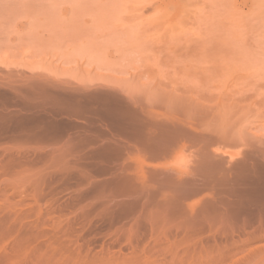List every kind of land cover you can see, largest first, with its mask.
<instances>
[{
	"label": "rangeland",
	"instance_id": "374dc122",
	"mask_svg": "<svg viewBox=\"0 0 264 264\" xmlns=\"http://www.w3.org/2000/svg\"><path fill=\"white\" fill-rule=\"evenodd\" d=\"M0 264H264V0H0Z\"/></svg>",
	"mask_w": 264,
	"mask_h": 264
},
{
	"label": "bare ground",
	"instance_id": "6f19581e",
	"mask_svg": "<svg viewBox=\"0 0 264 264\" xmlns=\"http://www.w3.org/2000/svg\"><path fill=\"white\" fill-rule=\"evenodd\" d=\"M63 112V111H62ZM212 155V154H211ZM201 160H203V159H201ZM220 161V160H219ZM228 162V161H227ZM230 162V161H229ZM228 162V163H229ZM226 163V162H225ZM232 164V163H231ZM218 165V164H217ZM220 165V164H219ZM222 165V164H221ZM227 166V165H226ZM231 166V165H230ZM214 168V167H213ZM218 168H219V166H218ZM230 168V167H229ZM248 168V167H247ZM241 173V172H240ZM236 177V176H235ZM194 186V185H193ZM192 187V186H191ZM194 189V188H193ZM195 190V189H194ZM186 192V191H185ZM188 192H191V191H188ZM193 192V191H192ZM181 193V192H180ZM202 193V192H201ZM197 194V193H196ZM200 194V193H199ZM195 195V194H194ZM184 197V196H183ZM191 197V196H190ZM168 199V198H167ZM183 199V198H182ZM185 199V198H184ZM187 199V198H186ZM165 201V200H164ZM166 202H168V201H166ZM173 203V202H172ZM183 203H185V202H183ZM188 203V202H187ZM215 203H217V202H215ZM241 204V203H240ZM174 205H175V203H174ZM197 205H200V204H197ZM253 205V204H252ZM190 207H191V205H190ZM195 207V206H194ZM195 210V209H194ZM185 211V210H184ZM169 214V213H168ZM203 215H205V214H203ZM229 215V214H228ZM170 216V215H169ZM202 217V216H201ZM207 217V216H206ZM183 218V217H182ZM188 218V217H187ZM189 219V218H188ZM205 220V219H204ZM203 220V221H204ZM191 221V220H190ZM196 221V220H195ZM199 222V221H198ZM227 222V221H226ZM185 223V222H184ZM197 223V222H196ZM217 223V222H216ZM202 224V223H201ZM205 224V223H204ZM203 224V225H204ZM260 224H261V222H260ZM260 224H258V225H260ZM193 225H195V224H193ZM197 225H199V224H197ZM206 225V224H205ZM225 225V224H224ZM190 226V225H189ZM209 226V225H208ZM228 226V225H227ZM231 227V226H230ZM259 227V226H258ZM210 228V227H209ZM261 230V229H260ZM129 240V239H128Z\"/></svg>",
	"mask_w": 264,
	"mask_h": 264
}]
</instances>
